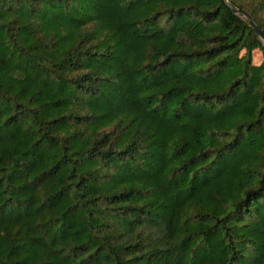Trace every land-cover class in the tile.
Masks as SVG:
<instances>
[{"label":"trees","instance_id":"obj_1","mask_svg":"<svg viewBox=\"0 0 264 264\" xmlns=\"http://www.w3.org/2000/svg\"><path fill=\"white\" fill-rule=\"evenodd\" d=\"M236 8L264 30V0H0V264H264Z\"/></svg>","mask_w":264,"mask_h":264},{"label":"water","instance_id":"obj_2","mask_svg":"<svg viewBox=\"0 0 264 264\" xmlns=\"http://www.w3.org/2000/svg\"><path fill=\"white\" fill-rule=\"evenodd\" d=\"M237 12H243L244 15L250 19L251 23L253 24L254 29L259 33V35L264 39V30L263 28L255 21L254 17L244 9L236 8Z\"/></svg>","mask_w":264,"mask_h":264},{"label":"rangeland","instance_id":"obj_3","mask_svg":"<svg viewBox=\"0 0 264 264\" xmlns=\"http://www.w3.org/2000/svg\"><path fill=\"white\" fill-rule=\"evenodd\" d=\"M256 56L259 57V58L263 57V52H262V50L260 48L256 49Z\"/></svg>","mask_w":264,"mask_h":264}]
</instances>
